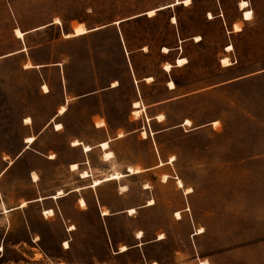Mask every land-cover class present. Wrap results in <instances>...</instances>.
Segmentation results:
<instances>
[{
	"label": "rangeland",
	"instance_id": "374dc122",
	"mask_svg": "<svg viewBox=\"0 0 264 264\" xmlns=\"http://www.w3.org/2000/svg\"><path fill=\"white\" fill-rule=\"evenodd\" d=\"M173 1L0 0V264H264V0L249 19L241 0ZM40 195L63 213L46 218Z\"/></svg>",
	"mask_w": 264,
	"mask_h": 264
},
{
	"label": "bare ground",
	"instance_id": "6f19581e",
	"mask_svg": "<svg viewBox=\"0 0 264 264\" xmlns=\"http://www.w3.org/2000/svg\"><path fill=\"white\" fill-rule=\"evenodd\" d=\"M192 0H174L172 3L169 4V6H174V5H177L179 3H183L185 5H189L191 3ZM249 2L247 0H241L240 1V6L242 8V10H244V16H245V19H249L252 17V14H253V11L249 8H246L248 6ZM164 6L162 7H159V8H153V9H150L147 11V14L149 16H153L156 14L157 10L163 8ZM209 16L210 18H213L214 15L212 13H209ZM173 22H175L177 19L176 17H173ZM55 22L59 23L60 22V19L58 17L55 18L54 20ZM116 23H119L120 20H116L115 21ZM15 32L17 34L18 37H24L25 35V31L21 30L19 27H16L15 28ZM75 33H65V36H71ZM196 41H199L201 39V36L200 35H196ZM26 48V47H24ZM233 48V45H229L228 49H232ZM164 51H170V48L169 47H164ZM15 53V52H14ZM188 59L185 57V56H179L177 58V65L181 66V65H184L185 63H187ZM222 63L223 65H229L231 62H230V58L228 56H224L222 58ZM33 64L28 61L25 63V67H31ZM41 66V65H40ZM173 67V64L170 63V62H166L165 63V69L166 70H171ZM147 80H152V76H147L146 77ZM118 84V81H115V84L114 85H117ZM44 88L48 91L49 88H48V85L47 84H44ZM43 88V89H44ZM44 89L45 92H47L46 90ZM134 106L135 107H141L142 106V103L140 100H136L134 102ZM67 110V107H66V104H62L60 107H59V111H58V115L59 114H63L65 111ZM159 121H163L165 119V115L163 113H159L157 114V117ZM32 122L31 120V117L28 116L26 117V123H30ZM219 122L218 120L214 122L215 125H217ZM56 129H61L63 127L62 123L60 122H56ZM186 125H192V121L190 118H187L185 123ZM124 133L122 131L119 132V136H123ZM142 136L143 137H147L148 136V131L146 128H143L142 129ZM36 140V136L35 135H29L26 137V143L28 144L27 147H29L30 145H32ZM72 144L74 146L76 145H82L83 148H84V151L88 152V151H91L93 149V145L89 144V143H85L83 142L82 140L76 138L72 141ZM99 146L100 148L103 150V156H104V159L105 160H108L110 159L112 156H113V152L111 150H108L109 146H110V143H109V140H105V141H101L99 143ZM51 157H55V155H51ZM176 159L175 155H172L171 156V160L170 161H174ZM164 162L163 161H160L158 165H162ZM80 168V164L79 162H74L72 163L71 165V169L72 170H77ZM143 170V168L141 166H133V165H129L128 167V171L131 173V174H136V173H140L141 171ZM80 174L82 176V178H88L91 176V173H90V170L88 169H84L82 171H80ZM125 176V173L122 172V171H119V170H114V171H111L109 172L108 174H106L103 178H95L93 180V183L90 185V186H97L99 184H101L103 181L105 180H112V179H121L122 177ZM31 177H32V180L33 181H38L40 179L39 175L34 171L32 172L31 174ZM164 180H167L168 179V175L165 173L164 176H163ZM177 183H178V186L179 187H184V182L181 178H177ZM146 188L149 187L148 184L145 185ZM81 187H76V189H80ZM128 185L127 184H120L119 185V190L121 193H124L126 191H128ZM193 190L192 187H187L186 188V192H191ZM64 194H66V192L63 190V189H59L55 194L51 195L53 198L57 199L61 196H63ZM44 197L42 195L38 196L37 199L38 200H41L43 199ZM154 202V200L151 198L150 201H149V204H152ZM28 203V200H23L20 202V204L18 205V207H25ZM79 204L80 206L84 209V208H87V202L85 200L84 197H80L79 198ZM9 209L5 208L4 211H8ZM131 211H134L135 212V208L131 209ZM43 214L45 215L46 218H49V217H52L56 214L55 210L51 207H48V208H44L43 209ZM104 214H109L108 210L106 211H103ZM103 214V215H104ZM176 216L177 217H181V212L180 211H177L176 212ZM77 229L76 227V224L72 223L70 224L69 226V230H75ZM143 234L142 232L138 235V237H141ZM164 237V235H161V238ZM38 238V236L36 237ZM64 246L65 248H70V243H69V240H65L64 241ZM128 249V246L126 244H122L120 246V251H125ZM203 263L204 264H208V260H203ZM153 264H158L157 262H154Z\"/></svg>",
	"mask_w": 264,
	"mask_h": 264
},
{
	"label": "crops",
	"instance_id": "0c3cea01",
	"mask_svg": "<svg viewBox=\"0 0 264 264\" xmlns=\"http://www.w3.org/2000/svg\"><path fill=\"white\" fill-rule=\"evenodd\" d=\"M140 15V14H139ZM139 15H137V16H139ZM135 17V16H134ZM120 23V22H119ZM101 27H103V26H97V27H95V29L96 28H101ZM92 29H86V30H83V31H80L79 33H77V34H82V33H84V32H88V31H91ZM26 33V32H25ZM76 34V33H75ZM76 34V35H77ZM74 35V34H73ZM24 49H26V48H23V49H21V50H24ZM19 51V50H18ZM17 52V51H16ZM28 62V61H27ZM32 63V62H31ZM38 66H40V64H33L31 67H38ZM43 88H44V86H43ZM175 89V88H174ZM47 91V90H46ZM68 101H69V99H68ZM67 103V102H66ZM180 125H182V124H180ZM95 146H97V145H93V148L95 147ZM84 153H88V152H86V151H84ZM83 163H86V162H80V164H83ZM91 176H92V174H91ZM81 180H84V178H82L81 177ZM89 184V183H88ZM85 185V184H84ZM79 187H81V188H83V187H86V186H79ZM80 188V189H81ZM89 188V187H88ZM79 189V190H80ZM84 189H87V188H84ZM84 189H82V190H80V191H78L79 193V195L80 196H78V200H79V198L80 197H84L85 199H87L88 200V197H89V194H88V192H86V190H84ZM75 190H77L76 188H74V189H72L69 193H71V192H74ZM77 192V191H76ZM44 198L43 199H41L42 201V203H43V207L44 208H48V207H51V208H54V210L57 212L58 210H60L62 213H63V205H60V204H58V203H54V199H52V200H50L51 198H49L47 195L46 196H43ZM62 198V197H61ZM60 199V198H59ZM35 201H39L37 198H36V200ZM55 201H57V200H55ZM43 208V209H44Z\"/></svg>",
	"mask_w": 264,
	"mask_h": 264
},
{
	"label": "water",
	"instance_id": "95a60500",
	"mask_svg": "<svg viewBox=\"0 0 264 264\" xmlns=\"http://www.w3.org/2000/svg\"><path fill=\"white\" fill-rule=\"evenodd\" d=\"M47 25H49V24H47ZM46 26V25H45ZM104 26V25H103ZM39 28V27H38ZM38 28H36V29H38ZM23 152V150L19 153V154H21Z\"/></svg>",
	"mask_w": 264,
	"mask_h": 264
}]
</instances>
